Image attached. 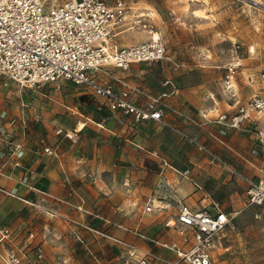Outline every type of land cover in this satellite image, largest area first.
Returning a JSON list of instances; mask_svg holds the SVG:
<instances>
[{"label":"crops","instance_id":"crops-1","mask_svg":"<svg viewBox=\"0 0 264 264\" xmlns=\"http://www.w3.org/2000/svg\"><path fill=\"white\" fill-rule=\"evenodd\" d=\"M206 62L208 68L168 71L150 63L112 70L138 92L160 97L164 125L112 113L103 98L69 83L59 90L44 86L51 96L8 98L0 92V113H6L0 117V226L12 233L0 243V252H25L29 261L38 252L39 264H135L148 255L175 260L162 245L182 247L177 231L165 226L174 224L177 202L198 211L216 201L233 220L246 205L245 184L175 132L195 137L232 171L264 178L261 154L251 155L253 146L260 153L250 133L254 125L226 130L216 122L249 99L244 88L253 82L246 76L249 69H239L234 96L219 97L213 89L224 70ZM196 70L200 80L189 81ZM255 87L264 96V82ZM131 99L147 104L138 93ZM75 114L81 118L71 117ZM65 132L76 141L71 143ZM17 143L22 146L18 159L10 156ZM186 170L200 190L179 174ZM145 206H152L151 212H144Z\"/></svg>","mask_w":264,"mask_h":264},{"label":"built area","instance_id":"built-area-1","mask_svg":"<svg viewBox=\"0 0 264 264\" xmlns=\"http://www.w3.org/2000/svg\"><path fill=\"white\" fill-rule=\"evenodd\" d=\"M126 5L115 0L112 6L103 0H67L61 4L50 0H0V78L15 84L20 91H39L44 86L69 83L89 89L93 96L105 100L107 109L131 116L135 123L153 121L163 124V111L157 107L158 99L132 88L125 79L117 78L112 70L126 72L133 64H150L169 61L167 50L161 38L153 34L151 26L143 23L139 16L129 20V28L142 27L151 33L146 42L119 47L113 41L119 26L126 21ZM128 28V29H129ZM176 69L180 65L172 63ZM239 63H230L226 68L224 84L231 87ZM103 76L108 81L101 82ZM264 82V73L260 75ZM138 93L145 100L139 106L131 99ZM216 122L233 129L243 124L254 125L253 135L260 147L264 162V96L255 94L246 102L238 104L232 116L221 114ZM182 138L198 151L206 154L211 164L227 168L246 186L248 205L264 204V178L257 181L232 171L217 155L201 145L196 138L179 133ZM72 142V133L66 134ZM52 153L49 148L44 149ZM22 146H13L10 156L18 159ZM14 166L19 167L18 162ZM190 181L195 189L201 187L190 177L189 171L179 173ZM175 222L166 227L174 228L181 238L182 247L162 245L175 254V260L153 255L144 256L135 264H214L220 234L233 229L232 219L227 216L216 201H210L203 209L191 210L177 202ZM152 206H145L144 212H151ZM12 233L0 226V243H7ZM31 236V235H30ZM26 253H16L13 249L0 252L3 264H39L41 253H34V260H27ZM128 252V257H133ZM126 260L124 263H129Z\"/></svg>","mask_w":264,"mask_h":264},{"label":"rangeland","instance_id":"rangeland-1","mask_svg":"<svg viewBox=\"0 0 264 264\" xmlns=\"http://www.w3.org/2000/svg\"><path fill=\"white\" fill-rule=\"evenodd\" d=\"M65 1L67 0H50V3L61 4ZM103 1L109 6L115 2V0ZM122 1L126 5L127 13L126 21L119 26L118 34L113 38L117 46H131L149 39L151 35L149 29L129 28L130 18L139 16L143 23L151 26L152 33L158 35L166 46L169 61L151 63L156 64V68L175 70L172 63L179 64L180 69L208 68L206 61L210 60L212 64L217 65L213 68L224 70L221 84H214L213 89L216 95L223 98L234 96L232 94H235V77L239 69H249L250 73L246 76L253 84H246L244 89L251 94L249 98L259 92L260 89H256L255 84L261 80L260 75L264 73V0ZM244 57H247V60L243 61ZM236 62L240 65L236 68L234 78L231 80V87L226 88L224 84L226 68L230 63ZM200 78L201 74L196 70L191 74L189 81L200 80ZM18 89L9 80L0 78V92H6L8 98H24V95L30 98V93L35 96L37 93L45 96L53 95L47 87L24 93ZM153 98H159L158 105L160 97ZM5 114L1 112L0 117L4 118ZM74 116L81 118L77 114L71 115V117ZM77 126L80 127L79 124H76ZM221 126L226 130H241V128ZM67 133L70 134L65 132ZM175 133L182 138L180 134ZM250 133L253 134L252 129ZM187 136L195 138L191 135ZM67 139H69L68 136ZM71 143L74 142L71 141ZM187 145L200 152L193 145L188 143ZM251 155L256 159L260 158V153L254 146ZM244 188L246 194L245 185ZM245 197L248 198V195ZM232 224L233 229H227L219 236L223 249L215 250L214 264H264V204L248 205L247 199L244 209L233 218Z\"/></svg>","mask_w":264,"mask_h":264}]
</instances>
